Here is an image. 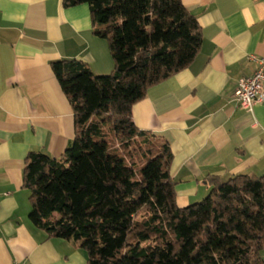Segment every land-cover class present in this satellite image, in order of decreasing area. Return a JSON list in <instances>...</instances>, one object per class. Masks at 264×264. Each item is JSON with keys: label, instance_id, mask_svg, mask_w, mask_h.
I'll return each mask as SVG.
<instances>
[{"label": "trees", "instance_id": "16d2710c", "mask_svg": "<svg viewBox=\"0 0 264 264\" xmlns=\"http://www.w3.org/2000/svg\"><path fill=\"white\" fill-rule=\"evenodd\" d=\"M83 3L115 67L97 75L78 59L51 63L75 137L60 158L28 154L30 220L78 243L87 264H264V174L212 176L203 200L180 207L169 143L133 119L147 90L198 54L196 15L183 0H63Z\"/></svg>", "mask_w": 264, "mask_h": 264}, {"label": "crops", "instance_id": "0c3cea01", "mask_svg": "<svg viewBox=\"0 0 264 264\" xmlns=\"http://www.w3.org/2000/svg\"><path fill=\"white\" fill-rule=\"evenodd\" d=\"M183 3L201 25L199 52L133 106L137 127L170 145L180 207L207 196L212 176L264 174V99L248 111L234 98L256 69L249 55L264 56V0ZM59 59L81 60L97 75L114 70L90 6L0 0V264L88 262L78 243L30 220L23 185L31 151L60 158L75 137L74 109L51 65Z\"/></svg>", "mask_w": 264, "mask_h": 264}, {"label": "built area", "instance_id": "2783aa9c", "mask_svg": "<svg viewBox=\"0 0 264 264\" xmlns=\"http://www.w3.org/2000/svg\"><path fill=\"white\" fill-rule=\"evenodd\" d=\"M249 59L256 64V69L252 75L239 80L234 98L241 107L252 111L254 105L264 99V56L251 54Z\"/></svg>", "mask_w": 264, "mask_h": 264}, {"label": "rangeland", "instance_id": "374dc122", "mask_svg": "<svg viewBox=\"0 0 264 264\" xmlns=\"http://www.w3.org/2000/svg\"><path fill=\"white\" fill-rule=\"evenodd\" d=\"M114 143H115L116 146H119V142L117 140H115ZM205 197H203L202 199H200V201L203 200ZM262 251H264V249ZM263 254H264V252H262V256H263Z\"/></svg>", "mask_w": 264, "mask_h": 264}]
</instances>
